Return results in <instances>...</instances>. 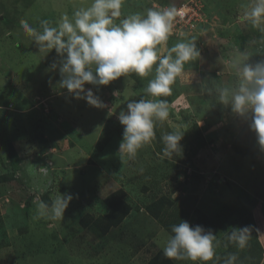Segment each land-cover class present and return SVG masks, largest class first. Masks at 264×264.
I'll return each mask as SVG.
<instances>
[{
    "label": "rangeland",
    "instance_id": "rangeland-1",
    "mask_svg": "<svg viewBox=\"0 0 264 264\" xmlns=\"http://www.w3.org/2000/svg\"><path fill=\"white\" fill-rule=\"evenodd\" d=\"M91 3L0 0V264H149L180 220L211 229L215 255L174 264H225L232 254L234 264H264V148L250 120L222 105L217 92L236 86L238 53L253 64L264 59V21L240 20L252 0H122L116 23L148 9L193 6L196 20L173 28L160 47L192 41L200 56L184 65L167 96L145 92L155 65L144 77L128 73L107 86L86 84L104 108L60 88L51 65L61 58L55 49L39 52L19 23L42 31V20L56 26ZM141 98L166 101L169 115L154 120L153 139L129 157L119 153L117 116ZM71 104L69 120L58 105ZM169 133L184 134L172 158L163 156L162 136ZM118 191L130 212L102 234L96 224L109 211L106 198ZM58 194L73 197L63 218H36L34 201L51 204ZM159 200L165 204L154 220L146 208ZM245 226L251 235L239 249L228 237Z\"/></svg>",
    "mask_w": 264,
    "mask_h": 264
},
{
    "label": "clouds",
    "instance_id": "clouds-1",
    "mask_svg": "<svg viewBox=\"0 0 264 264\" xmlns=\"http://www.w3.org/2000/svg\"><path fill=\"white\" fill-rule=\"evenodd\" d=\"M121 4L122 0H92L90 7L76 10L72 17L63 15L56 26L42 20V31H37L27 20L19 22L22 30L34 39L39 52L55 49L61 58L59 64L51 65L52 69L58 68L60 88L95 108L105 105L91 88L85 89L86 84L107 86L128 73L144 77L155 65V77L149 81L145 92L150 97L167 96L184 65L200 56L192 41H180L166 49L160 47L172 32L175 8L148 9L144 15L132 14L116 23L121 16ZM240 20L251 21L254 25L264 21V0H252ZM232 67L238 74V82L235 87L218 88L219 101L237 116L250 120V130L264 148V59L253 64L247 54L238 53ZM168 115L164 100L141 98L127 103L126 109L117 116L123 127L119 153L135 157L137 151L153 139L154 120H166ZM183 136L179 133L162 136L164 157L172 158L181 150ZM72 198L70 194H58L51 204L37 199L34 201L36 218L62 219ZM171 231L173 234L163 249L164 258L194 262L213 259L216 235L211 229L193 227L180 220ZM251 231L250 226L233 228L228 239L243 249ZM236 260V255H229L225 264H234Z\"/></svg>",
    "mask_w": 264,
    "mask_h": 264
},
{
    "label": "trees",
    "instance_id": "trees-1",
    "mask_svg": "<svg viewBox=\"0 0 264 264\" xmlns=\"http://www.w3.org/2000/svg\"><path fill=\"white\" fill-rule=\"evenodd\" d=\"M111 197L112 195L110 197H107L105 200L109 209L108 213L103 218H100L99 224H96L98 225V229L102 234H106L110 229L118 227L130 212V208L128 207V205H125V203H123V191H118L114 194V197ZM164 204L165 203L162 200L155 201L146 208V211L154 220H158L160 211H162V209L164 208ZM80 225L83 228H87L89 222H85L82 219L80 221ZM162 253L163 252H159L158 254H156L149 261V264H174L171 260L164 258Z\"/></svg>",
    "mask_w": 264,
    "mask_h": 264
},
{
    "label": "built area",
    "instance_id": "built-area-1",
    "mask_svg": "<svg viewBox=\"0 0 264 264\" xmlns=\"http://www.w3.org/2000/svg\"><path fill=\"white\" fill-rule=\"evenodd\" d=\"M185 7L189 11H186ZM175 10H176V15L173 20V28L178 29L181 27H185V25L194 22L197 18L194 7L191 5H182L180 8H177Z\"/></svg>",
    "mask_w": 264,
    "mask_h": 264
},
{
    "label": "crops",
    "instance_id": "crops-1",
    "mask_svg": "<svg viewBox=\"0 0 264 264\" xmlns=\"http://www.w3.org/2000/svg\"><path fill=\"white\" fill-rule=\"evenodd\" d=\"M117 81H120L119 79H117ZM61 93H65L64 91H62ZM60 93V94H61ZM69 106H70V108L72 109V104L71 105H68V106H62L61 105V108H60V105H58V109H60V110H62L63 112H65L66 113V115H68V116H70V118H69V120H72V119H74L75 118V112H68V110H69ZM57 112L58 113H60L58 110H57ZM86 115H88L87 113H86ZM86 117V116H85ZM68 122H70V121H68ZM67 122V123H68ZM70 126H71V128L72 129H74V127H77V126H74V124H71V123H68Z\"/></svg>",
    "mask_w": 264,
    "mask_h": 264
}]
</instances>
